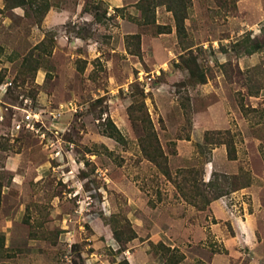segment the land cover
Returning <instances> with one entry per match:
<instances>
[{
    "label": "rangeland",
    "instance_id": "1",
    "mask_svg": "<svg viewBox=\"0 0 264 264\" xmlns=\"http://www.w3.org/2000/svg\"><path fill=\"white\" fill-rule=\"evenodd\" d=\"M138 1L115 9L101 0H0V264H85L92 252L97 264L226 256L217 235L231 229L215 223L207 201L230 181L206 186L215 172L206 179L203 171L211 150L225 145L203 136L229 131L208 138L234 152L238 172L224 176H237L236 185L251 183L249 167L263 170L264 0H186L179 34L164 6L143 4L141 13ZM192 58L202 84L184 68ZM24 100L32 110L69 103L75 112L52 125L44 119L39 139L11 131ZM140 104L169 177L140 151ZM109 123L120 141L107 137ZM260 196L264 206V187ZM256 227L254 252L239 248L230 264L264 262V208Z\"/></svg>",
    "mask_w": 264,
    "mask_h": 264
},
{
    "label": "crops",
    "instance_id": "2",
    "mask_svg": "<svg viewBox=\"0 0 264 264\" xmlns=\"http://www.w3.org/2000/svg\"><path fill=\"white\" fill-rule=\"evenodd\" d=\"M101 1L105 2L109 7H114L115 9H118V7L122 5H126V3L122 4V2H125L126 0ZM166 13L168 14V12ZM210 155L211 160L203 170L204 178L208 179L212 172L222 175L237 174V160H229L226 156L224 147L220 146L213 148ZM249 171L251 175V183L247 187L234 191L228 197H226L228 200H230V206L234 208H240L239 212L237 211L235 213L232 209L226 207V198L211 201L207 206V212L212 216L215 223H227L232 232V234L226 236V232H223L222 230L218 231L219 235L217 236L220 238L221 244L227 254L226 256L215 255L208 261L207 264H230V257L234 256L233 253L235 252L239 254V248H245L251 252H254V233L257 228V218L259 216V211L261 213V210L264 208L262 205L263 200L260 196L261 189L264 187V167L261 172H258L255 167H249ZM37 176H39V173L36 174V177ZM14 177L18 179L20 178L18 175H15ZM244 198H248L251 201V208L253 210L252 212H250L248 209L250 208L248 207L250 205H246L243 201ZM211 226H213V224H211ZM87 256L88 258L85 259V264H97V252L89 253ZM233 264L244 263L238 258ZM246 264L260 263H258V261H256L254 258H250ZM261 264H264V262Z\"/></svg>",
    "mask_w": 264,
    "mask_h": 264
},
{
    "label": "trees",
    "instance_id": "3",
    "mask_svg": "<svg viewBox=\"0 0 264 264\" xmlns=\"http://www.w3.org/2000/svg\"><path fill=\"white\" fill-rule=\"evenodd\" d=\"M155 1V2H154ZM5 2L8 4V6L10 7H19V6H24V5H28L29 7L34 6L36 0H5ZM151 2L153 3V8H156L158 6H164L165 10L167 12H170L173 18V22L175 25V30L177 32V34L180 33V31L183 30V20L185 19V10L188 8L187 2L186 0H162V1H158V0H139L136 3V8L140 9L139 11L142 13L144 12V7L142 6L143 4H147L149 5ZM42 8L36 7L35 10L40 13L41 10L42 12H44L47 9V4L44 3L42 6ZM161 33H165L163 31H158V34ZM259 49V46L257 44L252 45L247 51V54H251L252 52L256 51ZM184 68L186 69V71L188 72V76L189 78H196L197 79V83L202 84L204 83V75L198 71V68L195 64V60L192 58L191 61H185L183 63ZM130 110L131 107L128 108V115L130 116ZM138 111L141 113L142 119L140 120V122L143 125L144 128V132H145V136L143 138V140L140 143V151L142 153V156L145 158V160H147L148 162L152 163L160 172L162 175L169 177V173L167 170V166H166V157L165 155L162 153V150L158 144L156 135H155V131L151 125L150 119L148 117V114L143 106V104H140L138 107ZM109 128H111V131L108 132L107 137L114 139L115 141H120L121 140V136L118 132V130L111 124L109 123ZM229 131H210V132H205L204 133V141L207 144L210 145H220L223 144L225 145L226 148V155L227 158L229 160H235V155L234 152H231V149H229V145L227 143L224 142H220L219 139H215V141L211 142V138H208L210 135H215V136H220V135H228ZM219 140V141H218ZM196 171L195 170H187L185 171V174L188 175H195ZM201 173V172H200ZM216 177H220L221 179H224L226 182V180H229L230 182L227 184H230L231 188L229 189H219L218 186H216V190L214 194H212V196L210 197V199L207 201V205L211 202L214 201L216 199H218L221 196H225L228 195L231 192L237 191L241 188H245L249 185V182H245L243 184L240 185H236L234 181L237 179V176H232V177H226L224 175H218L216 173H213L211 175V179L205 184L206 186H213L214 184L216 185V182L212 181L214 180ZM194 179H192L193 181ZM195 191H197V189H195ZM200 193L196 192L195 196H199ZM0 249L2 248V238L0 237Z\"/></svg>",
    "mask_w": 264,
    "mask_h": 264
},
{
    "label": "built area",
    "instance_id": "4",
    "mask_svg": "<svg viewBox=\"0 0 264 264\" xmlns=\"http://www.w3.org/2000/svg\"><path fill=\"white\" fill-rule=\"evenodd\" d=\"M9 86L10 83H4L2 85L3 91H5V89ZM28 104L29 103L24 100L23 107H14V110L17 113L13 114V118L11 120V131L15 133H28L39 139L44 138V132L41 130V128H45L43 123L44 119L49 120L52 125L58 122L63 112H75V109L69 103L47 113L41 109L32 110L30 108H26L25 106Z\"/></svg>",
    "mask_w": 264,
    "mask_h": 264
}]
</instances>
